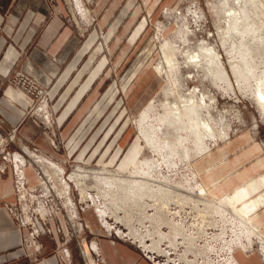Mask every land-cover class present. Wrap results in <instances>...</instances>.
I'll use <instances>...</instances> for the list:
<instances>
[{
    "label": "rangeland",
    "instance_id": "obj_1",
    "mask_svg": "<svg viewBox=\"0 0 264 264\" xmlns=\"http://www.w3.org/2000/svg\"><path fill=\"white\" fill-rule=\"evenodd\" d=\"M45 2L49 12L33 41L22 46L17 38L27 13L24 12L19 22L11 23L8 7L0 1V12L6 15L5 22L12 26V32L8 34L0 28V36L15 52L8 72L0 74V91L4 86L10 87L27 102L14 126L6 128L5 120L0 118V135L13 137L3 148L10 153H21L23 161L18 167L34 176V191L28 188L22 194L21 216L29 229V219L41 217L45 231L37 238L42 246L41 259L52 256L58 264H64L63 253L67 250L71 264H107L101 250V242L106 240L113 247L118 243L129 246L150 264L153 263L145 257L151 256L149 252L159 253V248L175 249L181 243L182 247L176 252L184 253L188 264H239L235 256L237 252L246 258L257 255L264 264L261 228L248 219H252L251 216L240 211V201L236 212L224 200L234 196V192L217 198L212 196L194 167L201 156L243 134H250L254 143L264 147V114L251 91H239L237 88L235 92L229 91L223 84L218 86L208 81L202 72L200 76H194L196 69L193 64L186 66L180 56L181 51L194 49L203 41L208 42L222 56L231 75L228 53L238 57L236 43L240 44L241 38L246 40L255 36V39L250 38L249 44L253 46L246 45L247 51H254L250 52L249 58L251 56L255 73L264 71V0ZM226 9H237L240 19L235 24L238 26L240 22L239 25L246 30L250 22L252 30L248 28L245 32L243 28L234 26V33L231 30L232 34H224L225 37L223 31L228 27ZM54 20L61 23L60 32L68 30L69 36L79 42L69 60L80 56L79 64L65 87L84 69L71 95L61 106L58 100L65 87L54 96L51 86L42 82L44 72L32 74L23 69V64L31 59L33 49L46 55L53 64L57 63L56 56L38 44ZM118 21L117 29L113 30ZM144 22V28L131 43L130 38ZM220 29L223 31H218ZM235 33V38H232ZM118 38L119 43L116 44ZM256 42L259 47L254 49ZM171 43L177 46L176 50L171 48ZM173 52L181 65L176 66L169 77L159 74L154 66L163 56ZM100 65L96 84L101 82L102 85L95 88V84L89 92L88 99L92 102L80 109L82 115L77 122L72 126H62L60 115L64 105ZM248 77L253 79L252 75ZM251 83L253 80L248 84ZM194 87L209 93L213 99L212 116L216 118L224 114V122L228 125L226 139L207 141L208 153L197 152L196 137L185 131L184 123L173 117L169 110L168 103L178 100L180 95L187 94ZM250 89L249 86L247 90ZM142 95L148 100L154 98L151 107L147 108L148 100H142ZM139 98L140 106L130 105ZM146 108L147 114L141 120L140 115ZM26 122L36 127L37 137L42 138L46 145H38L35 140H25L20 136V128ZM144 133L153 139L152 145L147 144ZM187 133L188 139L183 141ZM97 136L98 139L93 141ZM136 144L139 147L136 161L147 158L160 166L154 172L155 180L148 184L141 182V178L131 179L129 170L121 172L117 167ZM87 145L90 146L89 153L79 158L81 149ZM185 147L189 157L183 153ZM153 148L163 152L157 155ZM96 149L98 151L94 155ZM172 149V156H167L166 153ZM118 150H123L121 157L111 163ZM0 165L6 166V170L9 167L11 172L14 169L10 161L0 160ZM120 176L133 180V185L119 183ZM201 187L207 193L199 195L203 192L199 189ZM140 193L154 194L157 198L141 196ZM184 195L188 197L183 199ZM51 219H55L59 246L49 231Z\"/></svg>",
    "mask_w": 264,
    "mask_h": 264
},
{
    "label": "crops",
    "instance_id": "obj_2",
    "mask_svg": "<svg viewBox=\"0 0 264 264\" xmlns=\"http://www.w3.org/2000/svg\"><path fill=\"white\" fill-rule=\"evenodd\" d=\"M0 1L8 7L7 14L11 23L19 22L24 12L27 13L21 22V32L17 41L22 46H28L33 41L37 30L49 12L45 0ZM5 16L0 12V28L8 34L12 32V26L5 22ZM106 19L107 17L103 19V22ZM118 23L119 21L113 25V30L117 29ZM144 26L145 22L140 24L136 33L130 38L131 43ZM60 30L61 23L54 20L38 40V44L47 48L49 54L56 56V64H53L46 55L37 49L31 51V59L23 64V69L27 72L37 74L42 71L45 73L42 82L51 86L54 96L60 93L67 82H69V79L72 78L74 68L79 64L80 57H72L71 61H69L77 49L79 42L77 39L69 36L68 30H63L62 32ZM58 33L59 35L55 38ZM118 43L119 38L116 44ZM89 44L90 42L87 43V46ZM14 57V50L7 46L5 38L1 35L0 74L8 72ZM101 67L102 65L86 78L80 89L64 105V109L60 115L62 126L67 127L69 124L72 126L82 115L80 109L88 107L92 102L91 99H88L89 92L97 82V75L101 71ZM83 71L84 69L64 88L62 96L58 100L59 106L64 104L65 99L71 95L73 86ZM100 85H102L101 82H98L95 88H98ZM141 98L142 100L147 99L144 95ZM141 98L138 101L135 100V104L133 101L130 105L137 107L140 104L139 100ZM153 99H147L148 104ZM26 104V100L21 98L12 88L3 87L0 91V118L5 120L6 128L14 126L17 123ZM19 133L25 140H35V143L38 145H46V142L42 138L37 137V129L30 122L24 123ZM98 136L93 141H96ZM89 147L87 145L81 149L78 154L79 158L89 153ZM96 151L98 149L95 150L94 155L97 153ZM138 151L139 147L136 144L130 152L128 151V155V152L124 154L125 157L127 155L126 160L122 163L125 158L122 159L117 165L121 172H126L131 168V164L138 157ZM122 153L123 150H118L114 154L111 163L120 158ZM121 163L122 165L120 166ZM194 167L201 174V181L204 186L208 187L211 195L216 198L233 192L239 196L245 191L250 192L249 197L244 199L243 204H241L240 211L252 217V221L261 228L260 231L264 236V183L261 182V177L264 178V147H261L259 143H254L250 134H243L227 141L219 149L201 156ZM12 201L13 179L11 169L8 167L6 172L0 173V264H58L57 260L52 256L41 259V253L36 251L35 248L39 240L33 242L32 245L25 244L23 233L18 231L16 219L6 208L5 203ZM85 246L87 247L86 244ZM101 250L107 264H150L147 260L141 258L137 251L122 243H118L113 247L108 241L103 240L101 242ZM235 256L239 264H263L257 255L246 258L242 253L237 252Z\"/></svg>",
    "mask_w": 264,
    "mask_h": 264
},
{
    "label": "bare ground",
    "instance_id": "obj_3",
    "mask_svg": "<svg viewBox=\"0 0 264 264\" xmlns=\"http://www.w3.org/2000/svg\"><path fill=\"white\" fill-rule=\"evenodd\" d=\"M237 1H239V0H237ZM249 1L250 0H248V2ZM245 2H246V0H245ZM247 7H249V6H247ZM236 10L237 9H235V10L234 9H226V11H227V17H226L227 18V22L226 23H227L228 27L224 31L221 30V29L218 30V31H223V35L224 34H227V35L230 34V32H231V30H232V28L234 26H236V28H238V29L239 28H241V29L243 28V26L241 24L239 25L240 22H238V26L235 24L237 22V19L240 17L239 16L240 12H237ZM248 22L249 21H247V23L246 22L245 23L248 24ZM226 23H225V25H226ZM245 28H246V30H244V28H243V30L245 32L247 30H249L248 28H250V29L252 28L250 26V22H249V27H245ZM259 29H261V28H259ZM259 31H261V30H259ZM178 32H180V31H178ZM232 32H233V30H232ZM232 32H231V34H232ZM237 32L239 34V30ZM252 32H254V30ZM252 32L249 35H252ZM242 34H244V33H242ZM254 34H256V33H254ZM178 35H179V33H178ZM235 35H236V33L233 36L231 35L232 38H235ZM252 37L254 38L255 36H252ZM252 37H250V38H252ZM257 37L259 38V34H257ZM232 38H229V39L232 40ZM250 38H247L246 40L241 38L242 41L240 42V44L236 43L238 46L233 45V47L236 46V48L239 50L238 51V53H239L238 57L233 56L232 53H228V54H230V57H229V60H228V65H229V68H230V70L232 72L231 75L229 74V72L227 71L226 67L224 66V63L222 61V56L217 52L216 48H214L213 45L212 44L210 45V43H208V42H204L203 41L201 44L198 45V47H196L194 49H187V50L181 51L180 52V56L182 58V60H181L182 63L185 64L186 66H188L189 64H193V66L196 69V72L194 73V76H195V74H197V76H200L199 74L202 72L203 73V77H205L208 81H211L214 85H218V86H219V84H223L224 86H226L228 88L229 91L235 92L236 88L239 91L243 90V89L246 90L247 92L251 91L250 94L253 95V98L255 99V102L257 103V105L261 109V112L264 114V71H261L260 73H255L256 69L254 70V68L252 66L253 62H251L252 59H251V56L249 58V55H250V52L253 51V50H251L250 52L247 51V47L250 45L249 44L250 43ZM225 40H227V38H225ZM225 40H224V42H225ZM252 40H251V42H252ZM247 44H248V46L246 47ZM228 46H230V45H228ZM250 46H253V44L251 43ZM172 47H173L174 50H176L177 46L175 44H172L171 48ZM223 47H224V45H223ZM255 47L256 48L259 47L257 45V42H256L255 46L252 47V48L255 49ZM260 47H262V49H263L262 45H260ZM249 50H250V47H249ZM177 51H179V50H177ZM261 51L262 50L260 49L259 52H261ZM256 52H257V50H256ZM262 53H260V54H262ZM254 54L256 55L257 53H254ZM181 61L179 62V60H177L176 54L173 52L172 55L163 56L156 63V65L154 67H155V70L159 74H161L163 76L165 75L166 77H169L173 73L172 70L176 66L179 67L181 65ZM249 75L253 76L252 80H253L254 83L248 84V83H250V81H252V80L249 79V77H248ZM249 86H250L251 89L247 90ZM198 88L199 87H194V89L192 91H189L187 94L180 95L178 100H175V101H173L171 103H168V105L170 107L169 110L171 112V115H173V117H176L177 120H179L180 122L184 123L185 126H183V129L185 131L188 130V133H191V134H193L196 137V140H195L196 143L195 144H197L196 146L198 147V151L197 152H201V153L205 152L206 153V152H208L207 151L208 150L207 141L224 140V139H226L228 137V132H227V126L228 125L224 122V119H225V115L224 114L221 113L216 118L214 116H212V114H211V110H212L211 109L212 108L211 104L213 103V99L209 96V93H207V91L204 92V91H202L201 89H198ZM153 103H154V99L148 104L147 108L151 107L153 105ZM147 108L142 111V113L140 115V119L141 120L147 114V111H148ZM188 133H187L186 137H184L182 139L183 141H186L188 139ZM144 138H145V141L147 142V144H149V145L153 144V139L149 135H147L146 133H144ZM186 149L187 148L185 147L183 153H184L185 156L189 157L187 152L185 153V151H187ZM153 150L157 153V155H159V154L161 155V153L163 152V151H161V150H159L157 148H153ZM171 151H173V149L170 150V153H166V155L167 156H172L173 153H171ZM175 152L177 153V151H175ZM186 160H188V159L186 158ZM159 167L160 166L156 165L154 161L149 160L147 158L146 159H141L139 161L135 160L131 164V168L129 169V173L128 174H129V176H131L130 177L131 179L136 180V178L137 179L141 178V180H140L141 182H146V184H148L149 181L155 180L154 179L155 178L154 177L155 176L154 172H156V169H159ZM171 167H175V165L171 166ZM131 179H125L124 177L120 176L118 181L121 184L125 183L128 186H132L133 185V183H132L133 180H131ZM261 182L264 183V178H262V177H261ZM204 191H205V193H207L205 188H204ZM134 193H137V192H134ZM161 193L163 194V192H161ZM131 195H134V194L132 193ZM140 195L141 196H143V195L147 196L148 195V196H151V197L154 196V197L157 198V196H155L154 194L140 193ZM140 195L138 197H140ZM249 195H250V192H246L245 191L240 196L236 193L234 196H228V198L225 197L224 200L237 212V210H238L237 203L240 201L243 204L244 199L249 197ZM146 196H144V197L146 198ZM186 197H188V196H186ZM186 197L184 195L182 198L186 199ZM147 199H148V197H147ZM149 200H151V199H149ZM225 206H226V204H225ZM208 207L209 208H207V209L210 210V205H208ZM214 209H215V207H214ZM213 210H211V211H213ZM248 219L252 221V219H250L249 217H248Z\"/></svg>",
    "mask_w": 264,
    "mask_h": 264
},
{
    "label": "built area",
    "instance_id": "obj_4",
    "mask_svg": "<svg viewBox=\"0 0 264 264\" xmlns=\"http://www.w3.org/2000/svg\"><path fill=\"white\" fill-rule=\"evenodd\" d=\"M13 140V137L9 138H3L0 135V160L5 162H13L14 169L12 171V179H13V201L12 202H6V208L9 211L12 209V215L16 219L17 225H18V231L20 233H23L24 242L25 244L32 245L33 242L38 241V237L40 234L45 233L43 224L40 222L41 217L34 216L32 219H29V224L31 226V229L28 228V226L24 223L23 217L21 216V210H22V194L23 192H27L26 190L29 188L33 189L34 191V176H32L29 172L26 170L19 168V165H22L23 156L21 153H10L6 151L3 147L7 145V143ZM19 164V165H18ZM6 170V166L0 165V173ZM203 192L200 193L204 194V188H200ZM25 219V217H24ZM52 224H50V232L53 236V239L57 246H59V238H58V232L55 230V219L50 220ZM31 230V231H30ZM27 233V235H26ZM182 247L181 244H177L174 248H159L160 252H154L155 254H152V252H149L151 256L145 255V257L150 260L153 264H188L186 257L184 256V253L177 254V250ZM36 251L41 252L42 246L40 243H38L36 246ZM170 249V250H169ZM158 250V251H159ZM171 251V252H170ZM63 256L65 258L64 264H71L69 260V253L67 250H64Z\"/></svg>",
    "mask_w": 264,
    "mask_h": 264
}]
</instances>
